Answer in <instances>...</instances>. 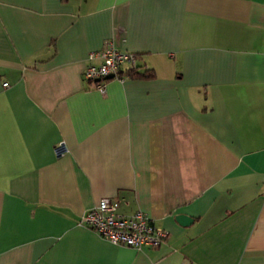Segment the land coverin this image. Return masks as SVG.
<instances>
[{
    "label": "crops",
    "instance_id": "1",
    "mask_svg": "<svg viewBox=\"0 0 264 264\" xmlns=\"http://www.w3.org/2000/svg\"><path fill=\"white\" fill-rule=\"evenodd\" d=\"M110 44L154 77L102 94ZM102 198L167 238L79 226ZM0 264H264V0H0Z\"/></svg>",
    "mask_w": 264,
    "mask_h": 264
},
{
    "label": "built area",
    "instance_id": "2",
    "mask_svg": "<svg viewBox=\"0 0 264 264\" xmlns=\"http://www.w3.org/2000/svg\"><path fill=\"white\" fill-rule=\"evenodd\" d=\"M99 59L98 64L91 63L86 67L84 77L92 82L102 94L106 92V83L112 76L113 80L121 82L129 79L123 73L124 68L137 67L138 58L135 54L121 51L112 44L101 51L89 54V60ZM7 86V84H6ZM65 151L64 144L56 150L58 154ZM120 204L110 198H102L99 203L88 211L79 222V226L90 228L99 236L116 246L136 249L159 248L168 236V232L156 226L154 220L146 213L139 211L132 216L119 212Z\"/></svg>",
    "mask_w": 264,
    "mask_h": 264
},
{
    "label": "trees",
    "instance_id": "3",
    "mask_svg": "<svg viewBox=\"0 0 264 264\" xmlns=\"http://www.w3.org/2000/svg\"><path fill=\"white\" fill-rule=\"evenodd\" d=\"M139 59V55H136ZM128 76L131 79H140V80H146L154 77V73L152 70L145 69L144 71L141 70V67H136L134 69L128 70ZM92 85L93 83L90 82Z\"/></svg>",
    "mask_w": 264,
    "mask_h": 264
},
{
    "label": "water",
    "instance_id": "4",
    "mask_svg": "<svg viewBox=\"0 0 264 264\" xmlns=\"http://www.w3.org/2000/svg\"><path fill=\"white\" fill-rule=\"evenodd\" d=\"M109 79H112V76L109 77ZM177 221L182 225V226H189L192 222L193 219L190 216L187 215H178L177 216Z\"/></svg>",
    "mask_w": 264,
    "mask_h": 264
}]
</instances>
